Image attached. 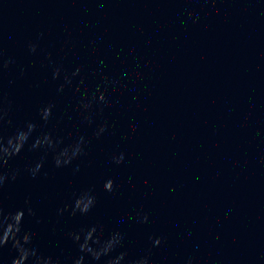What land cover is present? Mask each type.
Here are the masks:
<instances>
[{
  "label": "clouds",
  "instance_id": "obj_1",
  "mask_svg": "<svg viewBox=\"0 0 264 264\" xmlns=\"http://www.w3.org/2000/svg\"><path fill=\"white\" fill-rule=\"evenodd\" d=\"M33 51L34 46H33ZM32 125H29L31 128ZM15 140V143H14ZM16 140L17 137L14 139H10L8 141L9 145L12 146L14 152H18L16 147ZM26 141V140H25ZM22 146V145H21ZM4 153H9L8 148H4ZM124 157L121 154L119 157H114L116 163H121ZM56 165L59 167L61 164L59 161L56 162ZM41 167L40 165L37 166V169L33 170V176H35V172ZM13 179L15 176L12 177ZM8 179L7 176L0 173V188L3 187L4 183ZM114 187V182L112 180H108L105 184V189L107 191H112ZM95 203V198L91 194L89 195L87 203H83L80 196H77L74 204L71 209V214L75 215L77 211L81 214H86L90 211L91 207ZM67 210V208L65 209ZM29 213L31 214V210L29 209ZM24 220V211L17 210L15 212H8L7 214L4 212L3 207H0V249H2L9 241L12 242V246L17 250V256L13 259L12 264H26L28 261L29 256H35V250L27 247L31 243V234L24 233L22 236L21 233V226ZM147 220V216H144L141 222H145ZM96 229L92 228L90 231L86 233L80 234H72V238L76 241L81 239V235L83 236L84 242L80 245L81 249L85 252L89 251L88 240L92 238L93 234L95 233ZM122 239V237L117 233L115 234L111 240L104 244L102 251L107 253L110 249L113 248L115 243H118ZM161 243V240L157 238L153 241L154 246H158ZM92 255L96 258H99L101 255L100 251H93ZM36 264H50V260L44 259L43 257H38L36 260ZM75 264H80V261L77 260ZM140 264H147L146 261H141Z\"/></svg>",
  "mask_w": 264,
  "mask_h": 264
}]
</instances>
